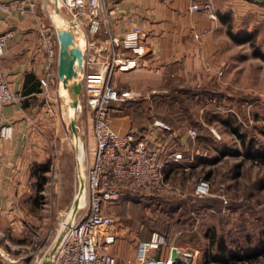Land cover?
Listing matches in <instances>:
<instances>
[{
	"label": "crops",
	"instance_id": "1",
	"mask_svg": "<svg viewBox=\"0 0 264 264\" xmlns=\"http://www.w3.org/2000/svg\"><path fill=\"white\" fill-rule=\"evenodd\" d=\"M17 1L22 2L23 12H0L1 31L11 33L0 58V79L20 96L17 103L2 107L0 122V222L9 219L14 223L16 215H24L18 209L19 199L29 188L27 183L33 165L43 163L53 151L55 139L49 133L55 123L56 102L61 101L66 91V79L61 71L66 70L64 65L71 58L83 68L86 64L88 71V61L95 55L88 48L85 26L76 17L72 16L63 26L55 25L54 16L60 14V7L64 6L61 0ZM203 2L212 4L214 19L203 11L190 10L191 4ZM29 4L34 5L32 12ZM108 9L109 31L113 35L120 36L129 28L139 26L145 45L139 65L115 72L111 79L118 91L142 93L141 99L111 102L109 113L113 130L120 134L135 132L149 149L161 144L163 156L189 150L193 137L187 132L170 129L162 116L155 114L156 107L149 96L166 90L167 84L218 80L219 75L228 74L234 63L240 62L237 59L240 49H244L241 60H247L248 48L259 45L264 48V0H108ZM228 27L236 35H245L247 40H232L227 34ZM106 36L103 28L96 41L101 43ZM45 38L52 41L55 52L47 90L40 84L48 60ZM125 54L130 55L129 52ZM251 56L264 58V51L254 50ZM140 101L144 102L142 108L131 106ZM138 110L143 111V116ZM154 121L162 122L169 130L156 126ZM115 205L118 203L111 207ZM25 216L32 218L33 213L26 212ZM112 230L115 242L110 250L116 257V264H136L138 241H149L156 232L145 234L129 227L119 228L114 221ZM167 241L158 249H148L146 255L166 259L171 253L170 245L194 249L188 247L189 243L174 245ZM4 252L0 248V257ZM0 264H4L2 259Z\"/></svg>",
	"mask_w": 264,
	"mask_h": 264
},
{
	"label": "rangeland",
	"instance_id": "2",
	"mask_svg": "<svg viewBox=\"0 0 264 264\" xmlns=\"http://www.w3.org/2000/svg\"><path fill=\"white\" fill-rule=\"evenodd\" d=\"M60 10L61 13L54 16V23L63 26L72 19V11L66 4ZM261 47L248 48L247 60H241L244 49H240L237 57L240 62L234 63L228 74L219 75L218 80L199 84L180 81L173 85L194 89L213 82L222 92L209 103L188 98L183 102L200 126L196 130L188 123L175 124L176 130L187 132L188 136L189 130L196 132L191 148L179 152L181 157L177 161L168 160L165 164L164 176L179 193L169 196L133 194L110 208L114 225L119 228L129 227L145 234L169 233L172 244L189 243L188 247H194L185 250L191 254L188 263L174 264H264V251L243 261H231L227 257L230 249L253 246L258 237L264 239V161L252 158L232 131L236 128L251 150H264V58L251 56L254 50L264 51ZM68 62L64 65L66 70L61 71L66 79V91L61 101L56 102L55 123L49 133L55 139L53 151L39 163L44 165L45 171L39 168L38 178L36 175L28 178L29 188L19 199L18 209L24 213L23 217L16 215V223L9 219L0 222V248L5 251L0 259L4 264H35L44 260L57 245L62 226L75 222L80 216L75 213L66 221L74 200L79 198L81 204L84 187L81 183L85 178L82 171L85 175L94 157L92 115L86 106L84 90L87 65L83 68L72 58ZM155 114L165 116L169 112L155 108ZM207 130H211L212 135ZM198 178L210 181L209 194L203 199L221 203L218 210L201 212L193 227L195 237L190 239L188 233L176 226L168 229L171 220L180 213L172 216L163 211L162 205L178 200L197 202L199 198L193 195V186ZM26 212H32V218L25 216ZM212 235L224 242L226 254L223 256L213 245L208 247Z\"/></svg>",
	"mask_w": 264,
	"mask_h": 264
},
{
	"label": "built area",
	"instance_id": "3",
	"mask_svg": "<svg viewBox=\"0 0 264 264\" xmlns=\"http://www.w3.org/2000/svg\"><path fill=\"white\" fill-rule=\"evenodd\" d=\"M61 2L66 4L72 11V16L85 26L88 48L93 51L94 57H98L96 61L94 57L90 58V70L84 75L86 106L92 115L95 147L93 160L89 162L85 172L82 201L76 211L80 216L69 224L49 258L44 257V260L40 259L35 264H42L45 260L51 264H116V257L110 250L115 242L111 206L119 203L128 194L156 196L178 194L179 189L166 180L164 168L168 160L177 161L181 154L172 152L168 156H163L161 144L149 149L145 140L137 137L135 132L127 131L120 134L112 128L109 113L111 102L128 101L142 95L132 90L118 91L111 84L115 72L128 71L139 65V59L145 53L142 28L133 26L120 36L113 35L109 31L108 0H61ZM33 6L29 4L30 12L33 11ZM190 10L203 11L209 18H215L210 2L193 3ZM13 11L23 12L22 2L0 0V12L8 14ZM1 26L0 17V58L11 37L10 32L1 31ZM103 28L107 36L98 43L96 38ZM44 46L48 60L44 64V76L40 79V84L47 90L55 52L50 39L45 38ZM126 52L130 55H126ZM19 100L20 96L10 89L5 80L0 79V122L2 107L15 104ZM154 124L169 130V127L160 121H154ZM188 133L191 137L196 135L194 130H189ZM209 191L210 181L207 178H198L193 186V195L200 198L208 195ZM167 243L168 241L157 232L152 233L149 241H138L136 264L189 262L191 254L181 247L172 245L170 249L174 248L177 252L176 260H172L170 254L166 259L146 255L148 249H158Z\"/></svg>",
	"mask_w": 264,
	"mask_h": 264
},
{
	"label": "trees",
	"instance_id": "4",
	"mask_svg": "<svg viewBox=\"0 0 264 264\" xmlns=\"http://www.w3.org/2000/svg\"><path fill=\"white\" fill-rule=\"evenodd\" d=\"M228 36L236 41V42H243L247 40V37L245 35H236L234 34L230 27L227 29ZM222 92L219 91L216 88V85L212 82L208 85H203L197 88H187V87H175L173 85H169L166 87V90L160 91L158 93H154L151 95V101L155 105L156 108H163L166 109V112H169L168 115L162 116V119L166 121L167 125L170 127V129H175V124L180 125L183 123H188L192 125L196 130H198V127L200 126L198 122H196L191 114L189 113V108L186 104H183L184 100L186 98L193 100L198 99L199 101L204 100V102L209 103V101H212L214 99H218L219 94ZM212 99V100H211ZM144 102H133L131 103V106L135 108L141 107V105ZM133 107V108H134ZM142 108V107H141ZM138 113L143 116V111L138 110ZM210 135H212L211 130H207ZM232 131L236 133V135L241 139L242 145L245 147V150L247 153H251V157L255 160H261L264 161V150L254 148V150H251L250 148L246 147L248 144L243 140L242 135L238 133L236 128H232ZM31 175L38 178L39 172L38 169L40 168L41 172L45 171V167L42 164H34L32 167ZM136 196H145V195H139L135 194ZM131 197V194L126 195L122 200H126ZM220 201L215 200L213 203L206 201L203 199V197H200L197 199V202L193 201L191 203H188L187 200H178V201H168L163 204V211L169 212L170 215H174L177 212L180 214L176 216L168 225V229L174 228L175 226L181 229L182 231H185L188 233V238H194L195 232L193 230V227H196L195 224H197V220L199 215L203 210H211L220 209ZM161 206V207H162ZM184 213L187 214L184 216ZM162 235L166 240H169L170 234L169 233H159ZM262 239V240H261ZM258 237L256 244L253 246H242L239 250L237 249H230L228 250L227 257L231 261H243V260H249L253 259L254 257L258 256L261 252L264 251V239ZM221 239L217 235H212L209 241V246L212 245L215 247V250L218 254L224 255L225 252V244L224 242L220 241Z\"/></svg>",
	"mask_w": 264,
	"mask_h": 264
},
{
	"label": "bare ground",
	"instance_id": "5",
	"mask_svg": "<svg viewBox=\"0 0 264 264\" xmlns=\"http://www.w3.org/2000/svg\"><path fill=\"white\" fill-rule=\"evenodd\" d=\"M73 119V118H72ZM82 173H83V176H85L84 175V170L82 171ZM84 180H82V186H83V184H84V182H83ZM83 190V189H82ZM81 190V191H82ZM80 206V200H79V198H76L75 200H74V204H73V206H72V210H71V212H70V214H69V216L67 215V218H66V221H70L72 218H73V216L75 215V213H76V211H77V209H78V207ZM64 224V223H63ZM62 224V225H63ZM68 226L69 225H64V226H62V227H64L62 230H61V232L59 233V235L57 236V238H58V240L60 239V238H62V236L65 234V232L67 231V229H68ZM49 258V255H47L46 257H45V259H48ZM45 261H47V260H45Z\"/></svg>",
	"mask_w": 264,
	"mask_h": 264
},
{
	"label": "water",
	"instance_id": "6",
	"mask_svg": "<svg viewBox=\"0 0 264 264\" xmlns=\"http://www.w3.org/2000/svg\"><path fill=\"white\" fill-rule=\"evenodd\" d=\"M170 258H171L172 260H176V259H177V252H176V250H175L174 248H172V250H171ZM42 264H51V263L48 262V261H45V262H43Z\"/></svg>",
	"mask_w": 264,
	"mask_h": 264
}]
</instances>
